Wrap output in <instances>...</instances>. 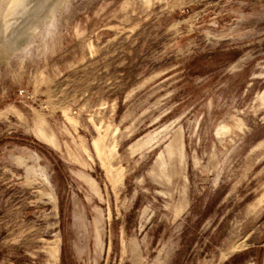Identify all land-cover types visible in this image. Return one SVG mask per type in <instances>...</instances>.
Listing matches in <instances>:
<instances>
[{
	"label": "rangeland",
	"instance_id": "374dc122",
	"mask_svg": "<svg viewBox=\"0 0 264 264\" xmlns=\"http://www.w3.org/2000/svg\"><path fill=\"white\" fill-rule=\"evenodd\" d=\"M0 264H264V0H0Z\"/></svg>",
	"mask_w": 264,
	"mask_h": 264
},
{
	"label": "bare ground",
	"instance_id": "6f19581e",
	"mask_svg": "<svg viewBox=\"0 0 264 264\" xmlns=\"http://www.w3.org/2000/svg\"><path fill=\"white\" fill-rule=\"evenodd\" d=\"M10 13H11V11H10Z\"/></svg>",
	"mask_w": 264,
	"mask_h": 264
}]
</instances>
